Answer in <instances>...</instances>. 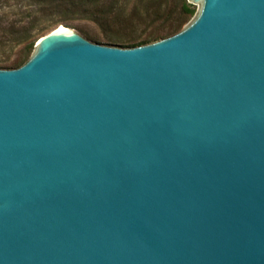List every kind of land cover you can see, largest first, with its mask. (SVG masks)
I'll list each match as a JSON object with an SVG mask.
<instances>
[{"label": "water", "instance_id": "water-1", "mask_svg": "<svg viewBox=\"0 0 264 264\" xmlns=\"http://www.w3.org/2000/svg\"><path fill=\"white\" fill-rule=\"evenodd\" d=\"M124 48L60 26L0 69V264H264V0H187Z\"/></svg>", "mask_w": 264, "mask_h": 264}, {"label": "rangeland", "instance_id": "rangeland-1", "mask_svg": "<svg viewBox=\"0 0 264 264\" xmlns=\"http://www.w3.org/2000/svg\"><path fill=\"white\" fill-rule=\"evenodd\" d=\"M158 1H161L163 11H168L173 4L180 2V0H58L63 6L55 9L49 6L42 16L37 13L39 20L29 33L32 39L36 40L52 29L63 26L93 42L121 47L122 42L142 41L149 35H160L166 30L170 20L167 23L161 22L158 18L154 19L153 13ZM69 2L72 5H69ZM31 4L32 0H0V37L5 34L8 39L3 46L0 45V67L16 59L27 43L14 40L11 26L15 25L17 29L26 26L27 19L23 20L20 13L38 9V6ZM190 8L194 10V14L198 10L193 4ZM172 17L175 18V15Z\"/></svg>", "mask_w": 264, "mask_h": 264}, {"label": "trees", "instance_id": "trees-1", "mask_svg": "<svg viewBox=\"0 0 264 264\" xmlns=\"http://www.w3.org/2000/svg\"><path fill=\"white\" fill-rule=\"evenodd\" d=\"M32 6L36 5L38 6L37 10H26L24 12H21L20 14L23 15V20L27 19L26 26H21L18 29L15 25H12V31L11 35L14 37L15 41H26L27 43L23 46L19 56L14 59L9 64H6L4 66H1L0 69H15L20 66H22L30 57L34 45L38 38L36 40L32 39V35H30V31L35 27L39 20V16H42L46 13L48 10V7L51 6L52 8H59L63 6L62 2L58 3V0H32ZM69 5H72L71 2H69ZM151 5V4H150ZM190 3H188L187 0H180L177 4H173L172 8L168 9V11H163V5L161 1L157 2V6L154 10V19L158 18L161 22H167L170 20V23L168 24V27L166 30L160 34V35H149L142 41H125L122 42V46L124 48H131L136 47L148 43H152L154 41H157L162 38H166L168 36H171L178 32L185 23L188 22V19H190L194 15V10L190 8ZM37 13H40L41 15H37ZM175 15V18L172 16ZM152 19V20H154ZM95 20V19H94ZM8 39L6 38L5 34H2V37H0V45H4L5 41Z\"/></svg>", "mask_w": 264, "mask_h": 264}, {"label": "bare ground", "instance_id": "bare-ground-1", "mask_svg": "<svg viewBox=\"0 0 264 264\" xmlns=\"http://www.w3.org/2000/svg\"><path fill=\"white\" fill-rule=\"evenodd\" d=\"M63 26H60V28H62Z\"/></svg>", "mask_w": 264, "mask_h": 264}]
</instances>
